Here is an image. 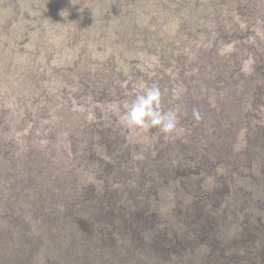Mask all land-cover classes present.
<instances>
[{
	"label": "rangeland",
	"instance_id": "1",
	"mask_svg": "<svg viewBox=\"0 0 264 264\" xmlns=\"http://www.w3.org/2000/svg\"><path fill=\"white\" fill-rule=\"evenodd\" d=\"M154 83L177 120L169 134L125 122ZM109 127L131 152L126 173L103 171ZM144 174L160 185L137 203L158 227L191 238L190 191L210 189L225 254L244 256L246 217L264 222V0H0V264L199 263L201 237L162 259L119 217L111 243L82 224L89 187L116 189L118 211Z\"/></svg>",
	"mask_w": 264,
	"mask_h": 264
},
{
	"label": "trees",
	"instance_id": "2",
	"mask_svg": "<svg viewBox=\"0 0 264 264\" xmlns=\"http://www.w3.org/2000/svg\"><path fill=\"white\" fill-rule=\"evenodd\" d=\"M223 35L225 36L226 34ZM232 38L233 37H231V39ZM238 70L241 69L238 68ZM221 77H214V80L219 81L222 79ZM192 107L193 109H196L197 105L192 103ZM197 111L200 119L205 118L209 113H207V107L204 110L200 107ZM223 113L224 112H220V115ZM196 128V126L195 128H191L195 136L198 135ZM111 130L112 128L109 127L108 129H105V131L100 130L99 132L100 138L104 143H107L108 150L115 155L113 159L103 163V171L108 173L109 170L117 169L126 173L125 169H129L130 163L133 162L131 152L129 150L126 151L119 149L121 140H126L125 138L118 136H110L109 132H111ZM202 158L204 160L203 162L206 163L207 160H205V154ZM183 164V161L177 162L172 171H169L170 168L164 164L163 180L166 178H174V175L183 171L184 169H181ZM152 176L153 175H141V178L138 180L139 185H136L135 188H131V195H129L133 198L134 203H137V194L139 192L145 194H153L156 192L160 182L155 181ZM183 185L186 187L190 184L185 182ZM219 187H222V185ZM118 193L119 192L116 189L100 192L99 190H96L94 186H91L81 195V199L89 202L91 199H95L91 208L93 209V213L88 214L87 217L83 219L82 224L84 223L85 227L92 226V222L94 225H98V230L95 229L97 234L102 235L104 238L106 237V241L109 243H111L112 237L114 236V234L112 235L114 228L119 224L117 219V217H119L122 219L121 221L125 220L129 223L127 228L125 227L127 230L135 232V238L137 239V246L139 249L151 248L153 249V252L160 255L162 259H164L167 254L172 253L175 249L179 250L182 247L189 246L193 240L201 237L206 239L210 245L207 257L202 258L197 264H264L263 246L258 247L260 244H264V222L261 223L260 221H257V218L256 220H253V215L246 217L248 220L245 225L246 231L242 230L243 232L237 236L239 243H244L247 252L242 257L235 253L232 254L233 256L225 254L227 243L225 239H222L221 228L218 226L224 216L217 219L216 211H214L215 208L213 210L211 208L206 209L207 206H210L207 204L208 202L213 204L217 200L211 195L210 189L207 191L200 189H197L195 192L193 190L190 191L192 200L185 204L188 209L183 211L184 214L182 215L181 220L192 224V231L190 232L192 237L188 239L182 237L183 240L181 239L180 234H178L179 231H177V229L172 228L169 225L167 227L157 226L155 219L156 215L153 213L149 202L142 204L137 203L135 205L132 203L129 207L123 206L124 208H119L118 211L114 210L115 198ZM120 210L126 211V214L120 213ZM252 214H254V212H252ZM90 219H92V222ZM192 220L193 222H191ZM120 231H122V229L117 232ZM252 243L256 246L251 247L250 245ZM179 244L181 245L179 246Z\"/></svg>",
	"mask_w": 264,
	"mask_h": 264
},
{
	"label": "clouds",
	"instance_id": "3",
	"mask_svg": "<svg viewBox=\"0 0 264 264\" xmlns=\"http://www.w3.org/2000/svg\"><path fill=\"white\" fill-rule=\"evenodd\" d=\"M162 91L158 84L147 87L136 94L129 105L125 117L128 125L138 127H158L163 134L172 133L177 125V120L172 112L163 111ZM193 116L200 119L197 110H193Z\"/></svg>",
	"mask_w": 264,
	"mask_h": 264
}]
</instances>
